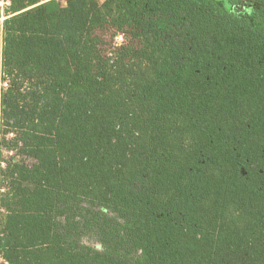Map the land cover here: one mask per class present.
Segmentation results:
<instances>
[{
    "label": "trees",
    "instance_id": "obj_1",
    "mask_svg": "<svg viewBox=\"0 0 264 264\" xmlns=\"http://www.w3.org/2000/svg\"><path fill=\"white\" fill-rule=\"evenodd\" d=\"M1 1L0 264H264V0Z\"/></svg>",
    "mask_w": 264,
    "mask_h": 264
},
{
    "label": "rangeland",
    "instance_id": "obj_2",
    "mask_svg": "<svg viewBox=\"0 0 264 264\" xmlns=\"http://www.w3.org/2000/svg\"><path fill=\"white\" fill-rule=\"evenodd\" d=\"M99 2L103 1V0H98ZM5 4V1H1L0 5L3 6ZM62 4H64V0H62ZM3 18H0V22ZM116 42H121L122 41V37L121 36H117ZM9 160H15L17 162L20 163H28L29 161L27 160V158H25L18 150H6L4 149L2 146H0V163L3 166L5 161H9Z\"/></svg>",
    "mask_w": 264,
    "mask_h": 264
},
{
    "label": "built area",
    "instance_id": "obj_3",
    "mask_svg": "<svg viewBox=\"0 0 264 264\" xmlns=\"http://www.w3.org/2000/svg\"><path fill=\"white\" fill-rule=\"evenodd\" d=\"M6 85H7V84H6L5 81H3V82L0 83V86H3V87H4V86H6Z\"/></svg>",
    "mask_w": 264,
    "mask_h": 264
}]
</instances>
